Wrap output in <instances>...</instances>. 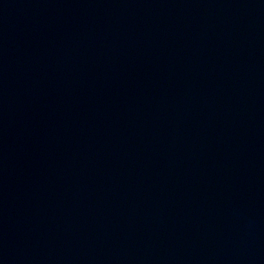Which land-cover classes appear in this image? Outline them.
<instances>
[{"label":"water","instance_id":"obj_1","mask_svg":"<svg viewBox=\"0 0 264 264\" xmlns=\"http://www.w3.org/2000/svg\"><path fill=\"white\" fill-rule=\"evenodd\" d=\"M0 264H264V0H0Z\"/></svg>","mask_w":264,"mask_h":264}]
</instances>
